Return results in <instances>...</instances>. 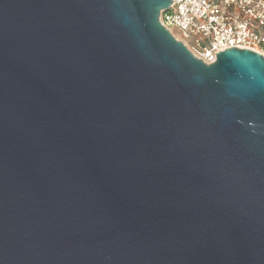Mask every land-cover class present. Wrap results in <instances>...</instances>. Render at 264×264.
<instances>
[{
    "label": "water",
    "instance_id": "obj_1",
    "mask_svg": "<svg viewBox=\"0 0 264 264\" xmlns=\"http://www.w3.org/2000/svg\"><path fill=\"white\" fill-rule=\"evenodd\" d=\"M172 1L0 0V264H264V56Z\"/></svg>",
    "mask_w": 264,
    "mask_h": 264
},
{
    "label": "built area",
    "instance_id": "obj_2",
    "mask_svg": "<svg viewBox=\"0 0 264 264\" xmlns=\"http://www.w3.org/2000/svg\"><path fill=\"white\" fill-rule=\"evenodd\" d=\"M160 20L206 64L233 47L264 56V0H173Z\"/></svg>",
    "mask_w": 264,
    "mask_h": 264
}]
</instances>
